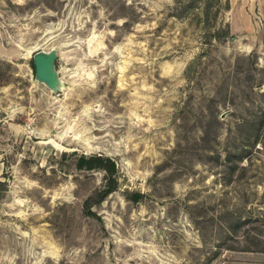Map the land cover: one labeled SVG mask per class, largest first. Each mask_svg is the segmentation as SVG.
<instances>
[{
  "label": "rangeland",
  "instance_id": "1",
  "mask_svg": "<svg viewBox=\"0 0 264 264\" xmlns=\"http://www.w3.org/2000/svg\"><path fill=\"white\" fill-rule=\"evenodd\" d=\"M0 188V264H264V0H0Z\"/></svg>",
  "mask_w": 264,
  "mask_h": 264
},
{
  "label": "trees",
  "instance_id": "2",
  "mask_svg": "<svg viewBox=\"0 0 264 264\" xmlns=\"http://www.w3.org/2000/svg\"><path fill=\"white\" fill-rule=\"evenodd\" d=\"M31 65L33 66V60H31ZM78 166L80 168H93L101 167L109 174V181L101 189L97 190L94 194L89 195L83 202L84 210L87 214L92 215L96 218L99 216L91 209V206L95 203H99L109 192L114 189V176L115 168L112 159L106 155H90L78 157ZM2 188H0V194ZM142 192H134L130 198L134 201L138 200L142 196Z\"/></svg>",
  "mask_w": 264,
  "mask_h": 264
},
{
  "label": "water",
  "instance_id": "3",
  "mask_svg": "<svg viewBox=\"0 0 264 264\" xmlns=\"http://www.w3.org/2000/svg\"><path fill=\"white\" fill-rule=\"evenodd\" d=\"M56 55V50L51 48L50 50H37L32 56L35 78L51 89H57L60 83L54 66Z\"/></svg>",
  "mask_w": 264,
  "mask_h": 264
},
{
  "label": "bare ground",
  "instance_id": "4",
  "mask_svg": "<svg viewBox=\"0 0 264 264\" xmlns=\"http://www.w3.org/2000/svg\"><path fill=\"white\" fill-rule=\"evenodd\" d=\"M39 47V46H38Z\"/></svg>",
  "mask_w": 264,
  "mask_h": 264
}]
</instances>
